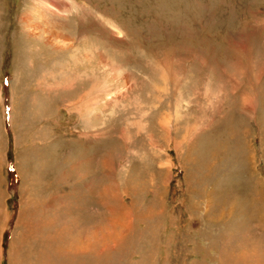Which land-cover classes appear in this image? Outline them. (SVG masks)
I'll list each match as a JSON object with an SVG mask.
<instances>
[{"label":"rangeland","instance_id":"374dc122","mask_svg":"<svg viewBox=\"0 0 264 264\" xmlns=\"http://www.w3.org/2000/svg\"><path fill=\"white\" fill-rule=\"evenodd\" d=\"M0 264H264V0H0Z\"/></svg>","mask_w":264,"mask_h":264}]
</instances>
